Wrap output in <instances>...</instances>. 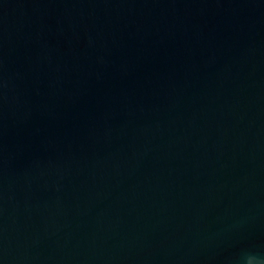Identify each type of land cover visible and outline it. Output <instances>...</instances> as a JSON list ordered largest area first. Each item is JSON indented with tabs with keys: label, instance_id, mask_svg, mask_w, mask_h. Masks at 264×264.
Instances as JSON below:
<instances>
[{
	"label": "water",
	"instance_id": "water-1",
	"mask_svg": "<svg viewBox=\"0 0 264 264\" xmlns=\"http://www.w3.org/2000/svg\"><path fill=\"white\" fill-rule=\"evenodd\" d=\"M0 264H264V0H0Z\"/></svg>",
	"mask_w": 264,
	"mask_h": 264
}]
</instances>
